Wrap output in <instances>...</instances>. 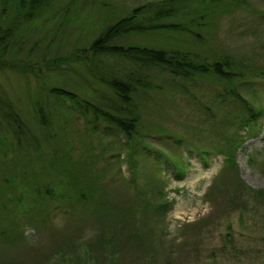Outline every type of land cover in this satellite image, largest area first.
Listing matches in <instances>:
<instances>
[{
  "label": "rangeland",
  "instance_id": "obj_1",
  "mask_svg": "<svg viewBox=\"0 0 264 264\" xmlns=\"http://www.w3.org/2000/svg\"><path fill=\"white\" fill-rule=\"evenodd\" d=\"M17 1L0 0V24L7 27L18 20L17 36L25 43L15 61L22 63L72 58L136 7L146 6V21L155 24L153 11L160 2L46 0L26 18L15 11ZM215 8L198 21L205 26L190 25L193 32L191 27L184 32L159 30L126 36L122 42L231 57L240 70L253 72L239 84L247 103L236 98L216 102L223 86L209 76L186 79L150 69L149 84L137 96L140 136L107 130L91 140L84 134L90 129L86 122L69 121L68 131L76 130L57 146L70 157L84 152L87 144L102 154L94 170L100 176L95 201L118 205V214L97 202L51 201L42 210L26 204L15 211V218L0 207V264H264V80L255 76L264 72V0H237ZM193 9L184 8L172 21L196 20ZM64 66L58 72L44 67L43 78L91 100L96 101L97 92L102 98L106 91L79 62L68 60ZM38 81L28 69L0 70V87L19 102L33 125L31 99ZM247 105L263 117L244 130L241 116L251 115ZM234 144L239 146L237 165L225 167L227 149ZM147 183L161 186L171 200L165 214L147 213L141 201L152 193L142 191Z\"/></svg>",
  "mask_w": 264,
  "mask_h": 264
},
{
  "label": "trees",
  "instance_id": "obj_2",
  "mask_svg": "<svg viewBox=\"0 0 264 264\" xmlns=\"http://www.w3.org/2000/svg\"><path fill=\"white\" fill-rule=\"evenodd\" d=\"M234 1L237 0H160L153 11L156 22H152V25L146 21L143 14L147 13L146 6L136 7L103 30L89 45L79 48L82 52L72 55V58L59 57L40 62H16V54L21 52L25 43L23 41L20 44L17 36L18 20L15 19L16 21L9 23L7 27L0 24V70L28 69L39 80L34 98L31 99L34 125L22 115L23 108L19 102L0 87L1 211L15 218L18 217L15 211H20L26 204L31 209L42 207V210L48 202L62 201L70 204L97 202L118 214V205L109 203L106 199L99 201L98 198L95 201L100 176L96 175L94 170L102 159V154L92 152V144H87L84 152H75L72 146L74 154L70 157L61 152L57 144L60 140L61 143H66V134L71 135L76 130L68 131L69 121L76 122V119L88 124L89 132L85 131L84 134L91 140L94 138L93 134H106L107 130L128 138L140 136L137 96L143 93L142 88L149 84L146 74L150 69H159L171 73L174 77L186 79L209 76L216 80L219 86H223L217 92L216 102H228L236 98L241 105L247 103L240 93L239 84L245 80V76L253 75V72L240 70L238 63L231 57L216 54L207 56L196 52H182L179 49L122 42L126 36L133 34L143 35L159 30L184 32L194 22L199 27L205 26V22L198 21L205 20L209 13L206 12L208 8L216 10L215 7L221 3L229 5ZM45 4L46 0H18L19 9L16 7L15 11L28 18L39 12ZM192 5V11L198 14L196 20L172 21L171 18ZM169 18L170 20L163 22ZM188 31L193 32V28ZM195 35L200 36L199 32H195ZM68 60L79 62L95 85H100L101 90L112 94V98H106V92H102L100 99L97 92L99 97L96 95V101H99L96 102L60 85L48 84L43 78V75L46 76L44 67L58 72L66 68L64 65ZM255 76L264 80V72H256ZM247 106L251 115L241 116L244 130L258 124L259 118L263 117L260 110L255 111L250 105ZM238 148L239 146L234 144L233 148L227 149L225 167L237 165ZM135 154L136 152H131V155ZM148 189L151 190V195L145 199L141 198V191L139 195L147 213H154V216L165 214L171 206V200L164 196V191L159 185L148 187L147 183V188L142 191ZM261 193L264 197V191ZM101 195L104 196L103 193ZM153 198L160 201L152 202ZM134 206L138 207V204ZM10 230L13 232L11 228ZM144 231L146 235L149 233ZM165 231L162 227L161 236ZM5 233L9 231L5 230ZM140 236H143V233Z\"/></svg>",
  "mask_w": 264,
  "mask_h": 264
}]
</instances>
